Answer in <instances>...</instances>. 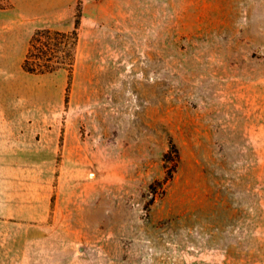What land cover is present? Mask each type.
<instances>
[{
  "label": "rangeland",
  "instance_id": "374dc122",
  "mask_svg": "<svg viewBox=\"0 0 264 264\" xmlns=\"http://www.w3.org/2000/svg\"><path fill=\"white\" fill-rule=\"evenodd\" d=\"M40 7L0 0V264H264V0H77L71 77L22 67Z\"/></svg>",
  "mask_w": 264,
  "mask_h": 264
},
{
  "label": "crops",
  "instance_id": "0c3cea01",
  "mask_svg": "<svg viewBox=\"0 0 264 264\" xmlns=\"http://www.w3.org/2000/svg\"><path fill=\"white\" fill-rule=\"evenodd\" d=\"M77 0H40V12L44 16L42 28L56 27L58 30H66L71 22V12ZM53 29V28H51ZM23 137V136H22ZM22 137H19L22 139ZM14 122L0 120V215L7 212L10 201L22 200L23 197V162L24 144L15 141ZM13 170L14 176L10 172ZM18 181L16 193L10 194L6 189L8 179ZM39 199V198H38Z\"/></svg>",
  "mask_w": 264,
  "mask_h": 264
},
{
  "label": "trees",
  "instance_id": "16d2710c",
  "mask_svg": "<svg viewBox=\"0 0 264 264\" xmlns=\"http://www.w3.org/2000/svg\"><path fill=\"white\" fill-rule=\"evenodd\" d=\"M77 10L74 27L70 31L51 28L35 30L22 62L25 71L45 74L65 68L68 70L69 76H72L81 24L80 9ZM172 147L175 151L176 160H179L180 155L177 146L173 144Z\"/></svg>",
  "mask_w": 264,
  "mask_h": 264
}]
</instances>
